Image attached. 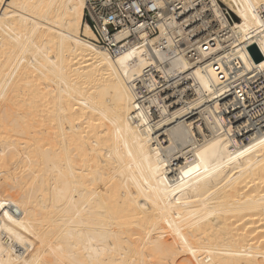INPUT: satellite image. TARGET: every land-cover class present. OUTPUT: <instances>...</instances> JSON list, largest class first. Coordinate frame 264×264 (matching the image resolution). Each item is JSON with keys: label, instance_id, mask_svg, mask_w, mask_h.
<instances>
[{"label": "bare ground", "instance_id": "bare-ground-1", "mask_svg": "<svg viewBox=\"0 0 264 264\" xmlns=\"http://www.w3.org/2000/svg\"><path fill=\"white\" fill-rule=\"evenodd\" d=\"M235 2L261 32L264 0ZM85 10L0 0V264H264V133L155 148L129 120L146 62L94 46Z\"/></svg>", "mask_w": 264, "mask_h": 264}, {"label": "built area", "instance_id": "built-area-1", "mask_svg": "<svg viewBox=\"0 0 264 264\" xmlns=\"http://www.w3.org/2000/svg\"><path fill=\"white\" fill-rule=\"evenodd\" d=\"M85 2L94 46L116 61L138 53L131 67L146 62L127 79L133 99L129 120L155 148L165 150L175 130L182 129L176 154L193 161V154L216 138L238 146L264 133V68L249 51L264 32V5H252L261 32L253 30L242 40V12L235 0ZM184 163V157L174 162Z\"/></svg>", "mask_w": 264, "mask_h": 264}, {"label": "water", "instance_id": "water-1", "mask_svg": "<svg viewBox=\"0 0 264 264\" xmlns=\"http://www.w3.org/2000/svg\"><path fill=\"white\" fill-rule=\"evenodd\" d=\"M249 51L257 63L264 58L256 46L250 47Z\"/></svg>", "mask_w": 264, "mask_h": 264}, {"label": "rangeland", "instance_id": "rangeland-1", "mask_svg": "<svg viewBox=\"0 0 264 264\" xmlns=\"http://www.w3.org/2000/svg\"><path fill=\"white\" fill-rule=\"evenodd\" d=\"M0 150H4V148L0 147ZM24 152H25V151L21 152V155H24ZM25 155H26V153H25ZM14 177H15V176H14Z\"/></svg>", "mask_w": 264, "mask_h": 264}, {"label": "snow or ice", "instance_id": "snow-or-ice-1", "mask_svg": "<svg viewBox=\"0 0 264 264\" xmlns=\"http://www.w3.org/2000/svg\"><path fill=\"white\" fill-rule=\"evenodd\" d=\"M0 207H2V205H0Z\"/></svg>", "mask_w": 264, "mask_h": 264}]
</instances>
